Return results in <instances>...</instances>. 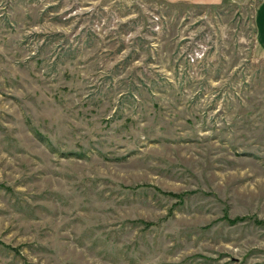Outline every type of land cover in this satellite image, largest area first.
Instances as JSON below:
<instances>
[{
    "label": "rangeland",
    "instance_id": "1",
    "mask_svg": "<svg viewBox=\"0 0 264 264\" xmlns=\"http://www.w3.org/2000/svg\"><path fill=\"white\" fill-rule=\"evenodd\" d=\"M237 4L0 0V264H264Z\"/></svg>",
    "mask_w": 264,
    "mask_h": 264
},
{
    "label": "crops",
    "instance_id": "2",
    "mask_svg": "<svg viewBox=\"0 0 264 264\" xmlns=\"http://www.w3.org/2000/svg\"><path fill=\"white\" fill-rule=\"evenodd\" d=\"M166 3H182L187 2L188 4H199V5H220L225 1L236 2L239 7L246 8L247 6L253 5L252 18L254 21L256 31V44L255 53L264 58V0H162Z\"/></svg>",
    "mask_w": 264,
    "mask_h": 264
}]
</instances>
